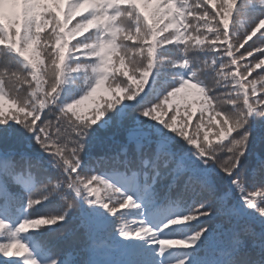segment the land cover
Returning <instances> with one entry per match:
<instances>
[{
	"label": "clouds",
	"instance_id": "9594fccd",
	"mask_svg": "<svg viewBox=\"0 0 264 264\" xmlns=\"http://www.w3.org/2000/svg\"><path fill=\"white\" fill-rule=\"evenodd\" d=\"M237 3L25 0L12 24H0V124L15 119L31 128L46 113L71 132L93 116L98 122L104 118L102 113L135 101L158 85L161 96L149 118L157 111L165 118L172 111L166 118L170 123L177 115V104L184 108L185 119L199 113L193 135L202 154L227 141L231 159L240 162L249 149L252 121H264V0H243L239 9ZM9 7L4 5L5 10ZM242 17L246 26H238ZM142 111L137 109V116ZM184 131L183 126L178 129L179 134ZM57 167L62 165L58 162ZM216 167L223 173L219 163ZM235 169V163L229 165L228 177ZM261 174L264 177V164ZM56 181L65 184L63 191L45 182L33 195L55 192L68 210L78 209L80 200L67 191L68 182L62 176ZM70 183L80 189L77 181ZM231 186L250 190L264 184L249 185L241 170ZM93 191L114 198L104 180ZM137 207L129 203V208ZM243 211L264 222V202L253 198ZM197 219L183 215L165 223L161 231L176 228L177 233L157 241V256L167 264H193L194 254L187 250L196 246L180 229ZM38 226L35 220L0 225V257L11 252L22 264H36L38 258L23 241ZM138 231L141 239L156 234L147 227ZM66 235L67 231H58V238ZM245 240L251 241L255 255L251 249L244 250ZM227 242L230 247L218 252L222 264H264V233L251 224H242Z\"/></svg>",
	"mask_w": 264,
	"mask_h": 264
},
{
	"label": "snow or ice",
	"instance_id": "6c2138e0",
	"mask_svg": "<svg viewBox=\"0 0 264 264\" xmlns=\"http://www.w3.org/2000/svg\"><path fill=\"white\" fill-rule=\"evenodd\" d=\"M242 3L243 0H238L237 9ZM248 47L245 46L244 50ZM160 96V87L152 86L135 101H126L114 111L102 113L104 118L98 122L93 116L71 132H65L61 122L51 120L46 113L41 114L31 128L15 119L0 124V143L7 140L9 132L17 133L22 140L18 165L0 161V225H19L35 220L40 226L33 230L47 226L45 229L50 232L67 231V221L72 212L68 210L67 204H61L55 192L33 195L38 185L45 182L53 184L57 191H63L65 184L56 181L57 176H62L68 182L67 191L80 200L79 207H83L80 224L88 238L93 241V247L98 243L96 236L103 232L125 255L132 257L130 264H167L156 253L159 248L157 241L177 233L176 228H165L161 231L169 220L183 215L197 216V220L180 231L186 232L190 242L196 247H202L210 239L214 217H219L226 224H232L233 220L243 215L244 205L253 201V198L254 201L264 202V187L245 190L232 186L230 190L218 195L208 167L217 168L216 164L219 163L232 185V178L244 170L243 158L238 163L231 159L232 153L225 147L227 141L213 144L202 154L201 146L193 135L199 118L193 125V118L185 119L187 114L180 104H177V115L170 123L158 111L149 118L150 110ZM137 109L143 110L139 116ZM129 114L139 122L129 136L135 145L138 166L133 168V158L128 155L126 148L106 152L100 157L88 156L86 160L88 150L96 143L95 134L99 128L109 127ZM182 115L183 120L180 123L185 131L179 134L180 127H177V123ZM166 116L168 115L165 114ZM189 127L192 128L191 133ZM151 141H155L154 153L150 158H145L143 149ZM181 142L187 146V153L177 156L171 148L173 144ZM218 148L225 150L220 152L217 151ZM58 162L62 167H57ZM232 163L236 164V169L228 177L229 165ZM205 165L208 167H204ZM73 168L75 172L72 171ZM70 180L77 181L80 189H73ZM100 180L107 182L114 198L109 199L104 193L101 195V191H93ZM232 191L240 193L242 208L230 203ZM133 196L135 200L131 199L129 202L128 197ZM54 202H59V210L43 211ZM129 203L138 207L131 209ZM121 209L127 211H120ZM209 209L212 211L209 212ZM129 216L137 219L129 221ZM133 223L137 226L133 227ZM145 227L156 234L141 239L138 230ZM0 240L3 241V237ZM23 243L29 246L30 254L38 258L36 264H60L34 238L29 237ZM0 264H22V261H18L17 257L8 252L6 257H0ZM193 264L204 262L197 259Z\"/></svg>",
	"mask_w": 264,
	"mask_h": 264
},
{
	"label": "trees",
	"instance_id": "16d2710c",
	"mask_svg": "<svg viewBox=\"0 0 264 264\" xmlns=\"http://www.w3.org/2000/svg\"><path fill=\"white\" fill-rule=\"evenodd\" d=\"M23 0H4V5H10L7 10L4 8V16L1 18L0 24H12L15 18L23 11ZM247 21L239 26H246ZM251 43V42H250ZM247 47V45H246ZM182 111V110H181ZM168 116L172 115V111L167 113ZM167 118V116L165 117ZM199 118L197 113L193 119L194 125ZM107 119V117L105 118ZM183 120V115L178 118L177 127H181L180 121ZM138 121L131 114L124 117L121 121L112 124L109 127L99 128L96 132V143L88 150L85 159L88 156L100 157L109 151H119L127 149L128 155L133 158V168L138 166L136 161L135 145L130 141L129 136L138 126ZM13 127H16L13 125ZM189 133L192 128L189 127ZM22 147L21 137L15 132L7 134V140L0 143V161H6L10 164H16L21 154L20 148ZM155 150V141L146 144L143 153L145 158H150ZM172 152L177 156L187 153V146L181 144H173ZM245 176L249 185L259 184L264 182V177L261 174V165L264 164V121H252V132L248 152L242 161ZM208 167V166H204ZM209 172L212 174L213 183L218 189V195H222L225 191L232 188L224 173L220 172L217 168L208 167ZM111 182V181H109ZM103 195V192H101ZM135 200V197H131ZM230 203L238 208L243 207V200L238 191H232ZM59 202H54L43 211L59 210ZM83 207L71 212L70 218L67 221V235L60 239L58 238V231H48L45 229L47 226H41L40 229L31 230L29 233L30 238H34L39 244L49 251V254L54 256L60 261V264H130L131 256L125 255L120 247L112 241L103 232L96 236L98 243L93 247V241L88 238L86 231L81 227L80 219ZM120 211H127L121 209ZM129 221H135V216L127 217ZM213 230L210 235L208 243L202 247H196L187 251L192 252L193 260H202L204 264H217L218 259H223L218 255L220 250H227L230 246L228 238L231 237L232 232L240 228L242 224H251L259 233H264V222L252 212H245L243 215L235 220L232 224L224 223L219 217H214ZM133 227L137 225L132 224ZM0 242H3L0 240ZM251 249V241L245 240V251ZM255 255V249H251Z\"/></svg>",
	"mask_w": 264,
	"mask_h": 264
}]
</instances>
